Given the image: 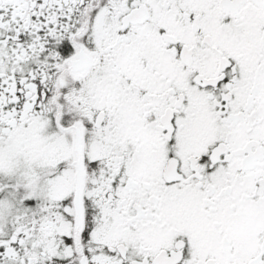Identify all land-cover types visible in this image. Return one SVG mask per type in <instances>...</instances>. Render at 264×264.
I'll list each match as a JSON object with an SVG mask.
<instances>
[{
    "label": "snow or ice",
    "instance_id": "obj_1",
    "mask_svg": "<svg viewBox=\"0 0 264 264\" xmlns=\"http://www.w3.org/2000/svg\"><path fill=\"white\" fill-rule=\"evenodd\" d=\"M0 264H264V0H0Z\"/></svg>",
    "mask_w": 264,
    "mask_h": 264
}]
</instances>
